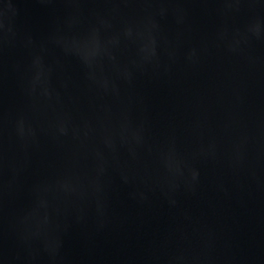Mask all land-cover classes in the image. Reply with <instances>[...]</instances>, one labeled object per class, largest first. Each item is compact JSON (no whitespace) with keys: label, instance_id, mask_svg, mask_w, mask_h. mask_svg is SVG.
Here are the masks:
<instances>
[{"label":"water","instance_id":"obj_1","mask_svg":"<svg viewBox=\"0 0 264 264\" xmlns=\"http://www.w3.org/2000/svg\"><path fill=\"white\" fill-rule=\"evenodd\" d=\"M0 264H264V0H0Z\"/></svg>","mask_w":264,"mask_h":264}]
</instances>
